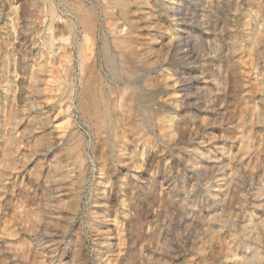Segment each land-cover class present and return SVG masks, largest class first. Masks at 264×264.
Segmentation results:
<instances>
[{
	"label": "rangeland",
	"instance_id": "rangeland-1",
	"mask_svg": "<svg viewBox=\"0 0 264 264\" xmlns=\"http://www.w3.org/2000/svg\"><path fill=\"white\" fill-rule=\"evenodd\" d=\"M74 2L0 0V264H264V0H130L96 109Z\"/></svg>",
	"mask_w": 264,
	"mask_h": 264
},
{
	"label": "bare ground",
	"instance_id": "bare-ground-1",
	"mask_svg": "<svg viewBox=\"0 0 264 264\" xmlns=\"http://www.w3.org/2000/svg\"><path fill=\"white\" fill-rule=\"evenodd\" d=\"M129 1L130 0H75V2L73 3V5L71 7V13L73 14V17L75 18L77 24L79 25L82 36H83V42L77 47L78 63H79L78 69H80V73H81V76H80L81 85L84 86L83 80L88 76L87 79L90 82H92L93 85L91 83H90V85L88 84L87 94H89L90 97L92 98V102H94V108L98 104H99V106L102 105L103 103L105 105H107V101H108L107 96L109 95V93H111V94L116 93L117 88L123 89V88H120V86L114 85V84L123 83L124 87L129 88V86L131 84H137L138 81L140 83V81L143 79V73L139 74V76L137 75L136 77L133 76V73H135L137 71H141V70L145 71V68H141L139 65H137L136 60H135V57L138 54L137 46L139 43L132 36V31L130 29L129 30L126 29L125 32L122 33L124 31V26H125L123 24L124 19L128 20L127 15L129 14L128 13L129 11L126 8V6L129 3ZM96 9H100L104 13V15L107 19V22H106L107 32L104 30V32L102 34V38H101V44L99 46L97 45L98 44L97 30H98V24H99V16L96 13ZM71 17H72V15H71ZM118 19H122L123 22L119 24L117 22ZM70 29L73 33V25H70ZM75 37H76V35H75ZM64 39H65V41L69 40V37H66ZM176 50H175V52L178 51V50L177 51ZM181 51L184 52V50H181ZM182 52H181V55H182ZM179 53H180V51H179ZM185 54L186 53H184V55ZM181 55H180V57H181ZM98 57L101 60V66L104 68L106 76H104L101 73H97V65H98L97 59H98ZM90 59H91V61H89ZM135 75H136V73H135ZM88 80H86V81H88ZM105 81H110L111 83H114V84L113 85L108 84V89H106L105 88V85H106ZM84 91H85V88H84ZM100 110L101 109L97 108V110H95V112H93L92 115L95 119H97V121L106 122L105 120H106V117L108 115V111L101 112ZM171 121H172V117L168 116L167 122L171 123ZM67 125H69V124H67ZM170 126H171V124H170ZM168 127H169V125H168ZM140 135H142V134H140ZM9 146H12V145L10 144ZM0 157H1V154H0ZM53 167L55 168V166H53ZM14 214L15 213H13V215ZM25 246H27V244ZM255 257H256V259H259V258L261 259L263 256L261 254L259 255V253L255 252Z\"/></svg>",
	"mask_w": 264,
	"mask_h": 264
}]
</instances>
